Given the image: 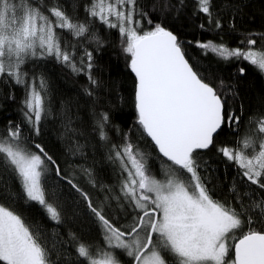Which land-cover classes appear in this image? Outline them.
Instances as JSON below:
<instances>
[{
    "label": "snow or ice",
    "instance_id": "snow-or-ice-1",
    "mask_svg": "<svg viewBox=\"0 0 264 264\" xmlns=\"http://www.w3.org/2000/svg\"><path fill=\"white\" fill-rule=\"evenodd\" d=\"M192 4L193 15L204 17L202 30L209 25L223 29L215 0ZM80 6L84 20L69 16L60 0H0V84L25 91L23 120L9 121L0 130V264H264V113L250 114L245 121L243 105L237 111L229 104L232 97L223 81L214 85L201 75L178 37L156 22L173 10L182 12L185 0H156L150 8L140 0H88ZM97 23L118 31L126 67L134 76L136 118L127 132L113 127L109 111L97 112L103 85L93 75V53L104 43ZM229 26L235 28L234 17ZM254 35L240 41L246 47L213 41H197L196 46L224 61H246L264 74V50L251 47L257 44ZM85 41L95 48L84 47ZM48 60L86 77L92 134L108 149L105 158L116 184L101 183L93 168L82 167L79 173L90 193L74 174L64 172L45 143L34 139L56 114L43 74L29 76L25 68ZM239 71L245 73L243 67ZM57 118L66 154L82 155L78 113L63 105ZM242 125L244 135L234 146L217 145L220 132L228 129L239 136ZM110 132L120 137V144L112 143ZM135 132L151 152L133 142ZM212 149L237 170L242 192L235 182L229 185L231 200L215 198L209 187L202 153ZM49 173L78 193L84 216L96 226L98 243L84 242L72 231L65 209L47 192ZM32 206L56 225L69 224L65 243L71 249L49 246L43 226L26 221L22 209Z\"/></svg>",
    "mask_w": 264,
    "mask_h": 264
},
{
    "label": "trees",
    "instance_id": "trees-1",
    "mask_svg": "<svg viewBox=\"0 0 264 264\" xmlns=\"http://www.w3.org/2000/svg\"><path fill=\"white\" fill-rule=\"evenodd\" d=\"M87 2L88 0H60L67 14L78 17L80 20L85 18L83 8L80 5ZM140 2L150 8L156 3V0H140ZM171 3L175 4L176 0H171ZM185 3V9L179 14L173 10L166 16H160L156 22H161L165 28L171 30L178 37L183 44L187 57L201 75L214 85H219L220 81H223V90L232 97L229 104L237 111L243 105V119L245 121L250 114L264 113V74L246 61L235 59L224 61L215 55L204 54L196 46L197 41H213L215 43L222 42L230 48L246 47L240 41L251 33L255 34L252 38L257 40V44L251 47L254 50H264L261 48V45L264 44V40L261 39V36L264 35V0H232L231 4L228 0H215L217 8L222 12V30H216L210 25L202 30L199 25L205 23L204 17L201 15L198 18L193 15L192 0H185ZM157 14L159 15V5H157ZM233 17L234 29L229 26L233 22ZM95 27L104 42L100 50L93 53L95 62L93 75L103 85L100 93L102 103L96 106L97 112L101 109L109 111L113 127L118 126L122 132H127L136 118L133 104L134 77L126 67L118 31L108 30L101 27L99 23ZM148 27V25H144L145 30ZM58 31L62 32V36L66 34V30ZM68 38L73 39L70 36ZM84 47L92 50L95 48V43L88 44L85 41ZM81 54L82 48L78 47L76 50L77 62H79ZM241 67L245 69L243 75L239 71ZM25 70L29 76L43 74L47 81L51 106L56 114L52 121L45 122L42 127V135L34 137V139L45 143L55 158L58 159L64 172L70 176L74 174L81 187L90 193L93 192L92 188L79 173L82 167L93 168L99 182L110 185L116 184L117 175L113 172V166L105 158L108 149L100 146L98 138L92 134V104L84 94V88L88 86L86 77L74 75L70 69L54 60L29 63ZM10 94H13L15 98L9 99ZM24 98L25 91L23 88L17 86L10 88L5 84H0V130L5 129L9 121L16 124L23 120L21 108ZM63 105L68 106L74 115L77 113L79 115L80 120L76 126L84 133L78 140L82 155L66 154V141L61 139L63 130L57 118ZM244 132L245 125L241 126L239 136L232 135L228 129H225L217 137V145L234 146L233 141L240 140ZM110 135H112V143H121L119 136L111 132ZM132 139L134 143L139 144L143 151H152L150 144L141 139L139 132H135ZM202 157V163L207 161V168L209 169L207 175L212 181L209 187L214 189L215 198L224 199L227 197L231 200L232 197L228 194V186L234 182L237 184V190L242 192L241 181L236 168L218 154L215 149L203 152ZM202 175H204L203 172ZM116 191H119L118 187ZM47 192L52 197L53 202L58 201L65 209V215L71 221L72 231H76L84 242H99L100 237L96 226L91 224L83 214L85 208L78 193L66 183L58 181L52 173L48 174ZM22 211L28 223L43 226L41 230L49 246L57 243L58 246L66 249L72 248V245L65 243L68 239L69 224L66 223L61 226L56 225L55 222H50L44 218L39 207L36 206L25 207ZM72 212H75L79 218L72 216ZM53 232H58L60 235L53 236Z\"/></svg>",
    "mask_w": 264,
    "mask_h": 264
},
{
    "label": "rangeland",
    "instance_id": "rangeland-1",
    "mask_svg": "<svg viewBox=\"0 0 264 264\" xmlns=\"http://www.w3.org/2000/svg\"><path fill=\"white\" fill-rule=\"evenodd\" d=\"M109 2H111V0H109Z\"/></svg>",
    "mask_w": 264,
    "mask_h": 264
},
{
    "label": "water",
    "instance_id": "water-1",
    "mask_svg": "<svg viewBox=\"0 0 264 264\" xmlns=\"http://www.w3.org/2000/svg\"><path fill=\"white\" fill-rule=\"evenodd\" d=\"M132 74V73H131ZM132 76H133V74H132ZM134 77V76H133Z\"/></svg>",
    "mask_w": 264,
    "mask_h": 264
}]
</instances>
